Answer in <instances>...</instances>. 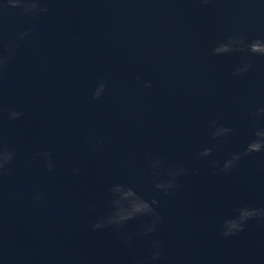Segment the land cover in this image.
<instances>
[{
	"label": "water",
	"instance_id": "water-1",
	"mask_svg": "<svg viewBox=\"0 0 264 264\" xmlns=\"http://www.w3.org/2000/svg\"><path fill=\"white\" fill-rule=\"evenodd\" d=\"M256 40L264 0H0V264H264Z\"/></svg>",
	"mask_w": 264,
	"mask_h": 264
},
{
	"label": "clouds",
	"instance_id": "clouds-1",
	"mask_svg": "<svg viewBox=\"0 0 264 264\" xmlns=\"http://www.w3.org/2000/svg\"><path fill=\"white\" fill-rule=\"evenodd\" d=\"M20 5L19 4H12V7H19ZM32 7H36L35 4H32L29 6V8H32ZM234 43H237V44H244L245 42L243 40H239V41H235ZM223 51L225 53H228L230 51H233L234 49L229 47V46H224L223 49H216V51ZM242 50H248L252 53H260L262 56H264V41L262 40H256L254 41L253 43H251L250 45L247 46L246 49H242ZM150 87V85H148ZM99 95L100 93L98 92L96 94V98H99ZM18 115V114H17ZM256 135L258 137H260L261 139L260 140H257L253 143H251L249 145V148H248V154L250 153H253V152H260L262 149H264V147L261 146L262 143H264V133H261V132H257ZM206 154H209L210 155V152L206 151ZM97 228L100 227L99 224L96 225ZM242 227L239 226L237 231H242ZM234 234V232H231V233H225V236H230Z\"/></svg>",
	"mask_w": 264,
	"mask_h": 264
}]
</instances>
